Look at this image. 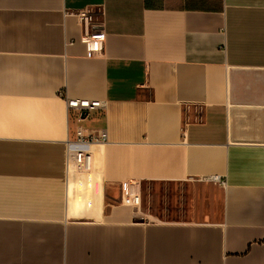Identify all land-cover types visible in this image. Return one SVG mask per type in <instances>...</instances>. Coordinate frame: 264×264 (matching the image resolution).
<instances>
[{"label":"crops","instance_id":"crops-1","mask_svg":"<svg viewBox=\"0 0 264 264\" xmlns=\"http://www.w3.org/2000/svg\"><path fill=\"white\" fill-rule=\"evenodd\" d=\"M0 264H264V0H0Z\"/></svg>","mask_w":264,"mask_h":264},{"label":"built area","instance_id":"built-area-1","mask_svg":"<svg viewBox=\"0 0 264 264\" xmlns=\"http://www.w3.org/2000/svg\"><path fill=\"white\" fill-rule=\"evenodd\" d=\"M79 21L84 25L88 23L91 16L89 12L86 10H81L76 13ZM93 35H87L85 32L82 36L83 40L88 42L89 47L93 49H100V46L104 39V34L102 32H97ZM92 38V39H91ZM91 45V46H90ZM66 106L70 108H74L78 110V117L81 120L84 118L87 113L95 108L103 107L104 103L98 99H81V98H66L65 99ZM106 140V133L104 131H100L99 134H82L80 128L77 130V139L72 143V159L78 164L83 165L89 154L87 152V146L92 142H99ZM122 202L128 205H137L139 202V193H138V184L132 183L131 181H125L122 185Z\"/></svg>","mask_w":264,"mask_h":264},{"label":"bare ground","instance_id":"bare-ground-1","mask_svg":"<svg viewBox=\"0 0 264 264\" xmlns=\"http://www.w3.org/2000/svg\"><path fill=\"white\" fill-rule=\"evenodd\" d=\"M101 145H93L94 149V160L96 161L97 157L100 155ZM91 148V147H90ZM92 158V157H91ZM93 160V159H92ZM90 169V168H89ZM69 177L72 178L71 182L69 183V191H68V200L71 198L75 199L79 194L80 190L85 189L86 191V199L84 201H73L71 205V214L78 213L80 211H84L90 207V200L95 202L98 197L99 191V172L94 164V167L91 170L80 172L78 171L73 165H70L69 170ZM84 197V196H83ZM82 198V196H81ZM70 205V204H69Z\"/></svg>","mask_w":264,"mask_h":264},{"label":"rangeland","instance_id":"rangeland-1","mask_svg":"<svg viewBox=\"0 0 264 264\" xmlns=\"http://www.w3.org/2000/svg\"><path fill=\"white\" fill-rule=\"evenodd\" d=\"M156 191V192H155ZM155 191H153V193L152 194H154V195H157L159 192H160V197H161V195H164L165 194V192H162V190L160 189V190H155ZM163 197V196H162ZM164 198V197H163ZM159 199V198H157V199H155V201H154V203L155 204H157V208H159L160 210H159V216L160 217H163V218H168L169 217V214L170 213H168V206H167V204H166V201H163L164 199ZM150 201V200H149ZM148 201V202H149ZM145 207H151L150 206V204L148 203L147 204V202H146V205H144V208ZM176 216V214L175 215H173V217H175Z\"/></svg>","mask_w":264,"mask_h":264}]
</instances>
